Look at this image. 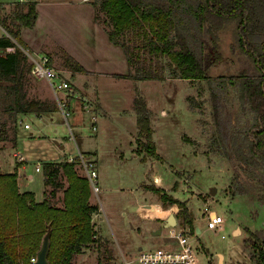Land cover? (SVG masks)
I'll use <instances>...</instances> for the list:
<instances>
[{
  "label": "rangeland",
  "instance_id": "374dc122",
  "mask_svg": "<svg viewBox=\"0 0 264 264\" xmlns=\"http://www.w3.org/2000/svg\"><path fill=\"white\" fill-rule=\"evenodd\" d=\"M1 1L6 2V0ZM91 1L86 2L92 4ZM5 8L2 14H8L13 9L11 4H6ZM80 8L81 14L72 6L59 5L53 13L46 3H41L37 28L25 34L29 37L51 38L64 42L86 61V66L89 68L92 67V61H96L94 56L99 55L104 58V61H98L97 66L108 70H120L122 61L118 51L108 48L98 34H94L97 35V42L93 43V46L90 41L86 44L80 41V36H89L93 33L92 9L88 5ZM95 21L104 26L105 30L107 26H110L100 11ZM219 37L224 60L216 66L209 67L208 72L212 78H216L219 74H235L246 67L247 63L246 57L240 54L236 47L233 48L235 36H233L232 24L221 29ZM90 39L93 40V38ZM126 39L130 41V44L135 42L130 34ZM58 42L55 43L53 51H49L48 56L56 68L70 70L72 61L66 58L70 55ZM23 43L26 46L24 48L32 52L26 42ZM17 44L23 48L19 43ZM3 51L6 53L5 50ZM135 53L136 49H134ZM163 61L165 64L166 58L162 60V63ZM79 76L81 79H88L98 89L103 113L98 110L97 96L83 93L70 78L82 97L72 100L74 107L67 119L57 107V112H45L41 116L34 113L23 114L15 124L9 114L3 111L6 95L1 87L6 83L0 80V123H5L4 129L7 130L6 134L0 135V154L2 160L14 164L15 150L24 155L25 166L18 174L22 187L30 188L38 198H42L44 190L42 163L45 160L63 159L69 153L77 155L79 149L85 157L90 153L96 155L94 159L100 169L97 167L99 174L97 180H100L99 184L102 187H109L98 191L97 195L90 189V195L92 194L93 201L100 206L101 231L113 241L118 258L109 240L99 232V226L94 223L93 228L96 233L94 241L83 247L82 252L73 256L72 264L118 263L123 258L122 254L133 260L131 264H142L135 260L140 251L136 248L137 243H133L134 235H127L128 232H132V229L128 224L126 213H134V206L140 198L151 195L153 192L159 196L152 188L149 189L150 192L148 190L144 192L146 190L142 186L143 183H151L152 171H156L165 179L174 196L186 198L190 196L189 194L193 195L190 203L198 217L201 232L197 233L189 226L179 225L178 227L188 231L196 250L197 264H209V257L213 258L212 261L215 264H219V253L223 254L222 264H257L258 251L253 246L255 239L253 233L257 231L264 233V167L251 168L248 171L239 168V175L236 178L233 173L234 167H237L236 162L214 151L213 147L216 143L213 142V136L216 135L217 127L214 124L207 81L177 78L167 69L161 78L127 79L117 75L92 77L82 75V77L81 74ZM22 92L29 99L46 100L56 105L58 103L49 83L45 79L33 77L30 71L24 73ZM199 92L201 96L198 95ZM136 95H141L145 99L147 108L150 109L153 140L165 153L162 154L165 161L161 158L153 166L146 165L141 157L131 158V144L139 155H143L144 158L149 156L141 144L144 137L136 127L137 113L132 107L133 98ZM189 95L204 100L201 108L190 107L187 100ZM85 103H88L87 107H84ZM220 107L223 113L221 124L225 131L230 133L234 129L246 126L249 115L241 111L234 89H230L227 98L220 102ZM163 109H165L164 114ZM92 116L96 117L95 130L91 128ZM27 122L30 127L25 129L24 124ZM13 127L17 133L15 145L10 139L14 135ZM184 132L193 143L181 140ZM168 162L188 170L184 175L189 179L184 181L189 188L186 192H183L181 185L177 188L179 182L175 183L174 174L166 164ZM36 163L41 164L39 171L36 169ZM75 163L74 169L77 174L85 177L83 165ZM61 180L64 183L63 188L51 197L56 206L63 205L62 193L69 185L64 173ZM238 186H241L242 193L238 194L241 191ZM155 188L166 192L163 187ZM213 188L214 192H212ZM208 210L225 217L219 228L210 229L206 226ZM98 211L99 208L95 213ZM165 211L152 203L145 208L144 213L152 216L163 214ZM193 225L195 228V222ZM237 225L239 227L234 232L233 228ZM162 231V237L169 233L166 228ZM151 238L157 243L160 236L153 235ZM169 238L167 246L158 243L153 244L150 249L167 248L170 244H175L174 238ZM123 241L128 242V245ZM142 250L147 251L149 248L144 246Z\"/></svg>",
  "mask_w": 264,
  "mask_h": 264
},
{
  "label": "trees",
  "instance_id": "16d2710c",
  "mask_svg": "<svg viewBox=\"0 0 264 264\" xmlns=\"http://www.w3.org/2000/svg\"><path fill=\"white\" fill-rule=\"evenodd\" d=\"M91 3L95 6V18L100 11L109 22L108 38L122 48L130 67L129 77L161 78L167 69L177 78L205 79L217 127L214 151L236 162L233 171L236 178L239 168L248 171L264 167V0H92ZM6 4L13 9L2 14ZM6 4L0 3V26L6 32L0 36V47L14 49L0 54V80L6 83L1 87L6 95L3 111L15 124L19 113L58 108L46 100L29 99L22 92L24 73L30 71L31 63L17 43L26 47L20 40V31L24 26H33L37 18L35 2ZM229 24L233 25L235 36L233 48L246 57V67L235 74L212 78L209 67L224 60L219 32ZM129 34L135 39L133 44L126 39ZM66 58L72 61V69L84 70L74 58ZM230 89L236 91L241 111L249 119L246 126L228 133L221 124L220 102L227 98ZM187 100L192 108H201L204 102L193 95L187 96ZM132 107L137 113L138 130L144 137L141 144L145 153L160 159L145 99L136 95ZM4 127L5 123H0L2 136L7 133ZM14 128L10 138L13 145L17 139ZM183 140L193 143L185 134ZM75 162L43 163L46 191L42 202L36 201L31 191H19L17 171L0 173V264H33L31 258L37 256L48 225L51 226L49 264H72L73 256L94 241L92 214L98 207L89 202V182L77 174ZM63 173L69 185L63 191V205L56 206L51 197L63 188ZM152 187L164 207L178 205L176 215L180 225L194 230V214L185 201ZM253 234V246L258 251L256 263L264 264V233Z\"/></svg>",
  "mask_w": 264,
  "mask_h": 264
},
{
  "label": "crops",
  "instance_id": "0c3cea01",
  "mask_svg": "<svg viewBox=\"0 0 264 264\" xmlns=\"http://www.w3.org/2000/svg\"><path fill=\"white\" fill-rule=\"evenodd\" d=\"M23 1H33V2H35V7L37 8V18H36L33 26H24V27H22V29L20 31V40L23 41V42H26L28 48L31 49V51H33L35 53L44 52V53L48 54L49 51H51V52L53 51V49H54L53 47L56 45L55 43L58 42V41H55L54 39H51V38H42L41 39V38L29 37V36H26V34H25V32H28V31L33 32V30L35 28H37L38 19H39V8H40V4L41 3H46L47 7H49L53 11V13L57 10L59 5L72 6L79 12V14H81V8L80 7L83 6V5H88L92 9L91 19L93 21L92 22L93 23L92 24L93 33L91 35H89V36H80V41H82L83 44H86V42L88 43V41H90L92 44L91 43H89V44H91V46H93V43L97 42V40H96L97 35L95 36L94 34H98V36H100V38L102 40H104V42H105V44H106V46L108 48L116 49L118 51V56L120 57V59L122 61L121 69L120 70H116V69L108 70V69H105V68L103 69V68L97 66L96 63L98 61L99 62L104 61V58L99 56V55H95L94 56L96 61H92V67L89 68V67L86 66V61L83 58H81L79 56V54L77 55L76 52L73 51L71 48H69L64 42H60L59 41L58 43L61 45V47L65 48V50L68 52V54L72 58H74L76 61H78L82 65V67L84 68L83 71H80V70L76 71L74 69H70V70L66 69V71H65L66 75L69 76V78L73 79V82L76 84V87L78 89H80L83 93H87L88 95H91V96H94V95L97 96V101H98V104H99L98 105V110L101 111V113H103L104 110H103V107H102L101 102L99 100V97H100L99 94L100 93L98 92V89L96 87H94V85L92 83H90V81L88 79H86V78H84V79L82 78L81 79L79 74H81V76L82 75H84V76L90 75L91 77L92 76H97V75H104V76H113V75L115 76V75H117L118 77H124V78H127V79H130V78L136 79V78L131 77V76L129 77L128 74H127L128 73V69H129V65H128L127 58L125 57L122 48L119 45L111 42V40H109V38H108V34H107V31L105 30L104 26L100 25V23L95 21L96 20V18H95V14H96L95 6L90 4V3H88V2H86L87 0H11V1L6 0V2L0 0V3L6 4V3L23 2ZM5 34H6V32L0 26V36H3ZM90 38H93V40L90 39ZM164 110L165 109L162 110L163 114H164ZM45 112L54 113V112H57V110H55V111H44L42 113H36V112H26V113H34V114H36L38 116H41ZM26 113H19L18 116H17V119H19V117H21L23 114H26ZM75 113H76V111L74 112V114ZM136 119H137V117H136ZM95 122H96V119H95ZM29 127H30V124H29V126L27 128H29ZM136 127H137V124H136ZM27 128H25V129H27ZM137 129H136V132H137ZM184 134H185V132H184ZM184 134H182V136H181V140L182 141H183ZM152 137H153V135H152ZM75 143L77 145V140H75ZM154 144H156V143L154 142ZM131 146H132V149H131V151H132L131 158L132 159H133V157L136 158V159H138V157H141V160H143L145 162V164L149 165V166L150 165L151 166L155 165L157 160H159V159H157V158H155V157H153L151 155L148 156V158H144L143 155L142 156L139 155L134 150L135 147H133V144H131ZM79 151H81V150L79 149ZM156 151L159 154L160 159L162 158L164 160V157L162 156V154H165V153L160 150V147H158V144H156ZM14 152H19V151L15 150ZM14 152H13V157H14ZM75 155L76 154L69 153V155L66 156L63 159H60V160H45V161L61 162L64 159H69L70 157H73ZM89 155L92 156L93 159L96 157V155L92 154V153H90ZM94 160H95V163H97L96 159H94ZM15 161L16 162L14 164L12 162L9 163L7 160H2L1 154H0V170H1L0 173H10L12 171H17L16 183H18L19 191L20 192H28V191L33 192L32 190H30V188L22 187L21 182L19 181L18 174L24 168V166H25L24 164L26 162V159L24 161H22V163H19L16 160V158H15ZM168 163H166V164L169 165L170 171L173 172V174H174L173 178H175V183L179 182L177 188L180 187V185H181V187L183 188V192H186L189 188L186 186L184 181H187L189 179H187V177L185 178L184 175L187 174L188 170L183 169L182 167H176V166L172 165L171 163H169V164ZM36 164L38 165L39 163H36ZM40 166H41V164H40ZM97 167L99 169L98 163H97ZM42 172H43V168H42ZM98 177H99V174H98ZM155 179H159L158 183H155V181H154ZM42 181L44 182V173L42 175ZM99 185H100V190H102L103 188H105V189L109 188V187H106V186L102 187L101 184H99ZM142 186H144L143 188H144V190H146L144 192H147V190L150 192L149 189H151V188L153 190L152 186L163 187L168 194L174 196L173 193H171L172 189H171L170 185H167L165 179L160 174H158L156 171H152V181H151V183H143ZM172 188H174V187L172 186ZM45 191H46V186H45V182H44V190H43L42 198H38L36 193L33 192L34 199L36 201H38V202H42L44 200V198H45ZM62 195H63V193H62ZM189 195L190 196H188L186 198H180V197H177V196H174V197L178 198L181 201H185L186 202V205H187L188 209H190V211H192V213L194 214V222L196 224L194 230L197 232L196 228L198 227L200 231L197 232V233H200L201 232V228H200V225L198 224V217H197L196 213L193 211V208H192L191 203H190V198L193 197V195H191V194H189ZM147 196H145L143 198H140L139 201H136V204L134 206V210H135L134 213H132V212H127L126 213L127 214V220L129 221L128 224L131 225V229H132V232H128L127 235H129V236L130 235H134V237H133L134 242L133 243L134 244L137 243L136 244V248L139 251L142 250V248L144 246L149 248V250H152L150 248L153 247V244H158L159 243V244L164 245V246L168 245V241L170 239L169 238V235H170V231L169 230H170L171 227L170 226L166 227L165 224H166V221L169 218V215L171 213H174L175 219H176V224L174 225V227H178L180 225L179 224V218L176 215L177 214L176 212L178 211V205L176 203L169 204L168 207H164L162 205V202H161L159 196H157V194H155L154 192L151 193V195H147ZM89 198H90L89 199L90 203L94 204V205H97L98 208H99L98 213H93L92 214V222H93V224L96 223L97 224L96 226H99V232L105 238H107L109 240L110 245L112 247V250H114L115 255L117 257L116 250L114 249L113 241L111 240V238L109 236L105 235L101 231V229H102V224H101L102 218H101V215H100V206L98 205V203L93 201L92 194L89 196ZM152 203L157 204L162 209V211H165V210L166 211L163 212V214H154L152 216L145 215V213H144L145 212V208L147 206H150ZM59 205H61V204H59ZM173 205L175 206V208L173 207ZM201 216H202V214H201ZM238 227L239 226L237 225V226H235L233 228L234 232L237 231L236 228H238ZM163 228H166L169 233L165 234V236L162 237V234H163L162 229ZM157 229H160L161 232L160 233H155L156 232L155 230H157ZM147 233H149V234H147ZM150 233H152V234H150ZM153 235L160 236V239L157 240L158 241L157 243H155V241H156L155 239L151 238ZM117 242H118V245L120 246L119 241H117ZM124 242L125 241H123V243ZM125 244L128 245V242H125ZM170 245H172V244H170ZM168 247H170V246H168ZM155 248H157V247H155ZM122 256L127 258L125 254H122ZM219 257H220V259H219L218 263L222 264L223 263V254L219 253ZM129 260H131V259H129ZM212 260H213V258L209 257V259H208L209 263L215 264Z\"/></svg>",
  "mask_w": 264,
  "mask_h": 264
},
{
  "label": "built area",
  "instance_id": "2783aa9c",
  "mask_svg": "<svg viewBox=\"0 0 264 264\" xmlns=\"http://www.w3.org/2000/svg\"><path fill=\"white\" fill-rule=\"evenodd\" d=\"M13 49V47H7L6 49L0 47V54L4 52L3 50L7 52ZM21 50L27 56V59L30 60L31 75L38 79H45L49 83L53 94L56 95L58 102L57 107L63 112L67 119L72 112V107H74V105H72V100H77L78 98L80 99L82 95L75 89L71 79L66 75L65 70L61 68L58 69L53 65L48 54L44 52H30L25 48H21ZM87 106L88 103H85L84 107ZM95 119V116L91 117V128L94 130L96 129ZM28 126V122L24 124V128H27ZM14 157L19 162L25 160L24 155L20 152H14ZM69 160L76 161L77 163H81L83 165L85 177L89 182L90 189L93 193L97 194L100 190V185L99 180H97V163H95L93 157L90 155L85 157L83 153L79 151L75 157H70ZM36 169H41L40 164L36 166ZM158 180L159 179H155V183H158ZM205 209H207V207H205ZM208 212L206 226L210 229L219 228L225 219L224 216L211 210H208ZM170 227L169 237L174 238L175 244H172L167 248L157 247L153 248V250H140L135 260L142 264H197L196 250L193 247L188 231L182 227ZM35 260L36 257L33 256L31 261ZM132 261L133 260L123 257L118 261V263L111 264H131Z\"/></svg>",
  "mask_w": 264,
  "mask_h": 264
},
{
  "label": "water",
  "instance_id": "95a60500",
  "mask_svg": "<svg viewBox=\"0 0 264 264\" xmlns=\"http://www.w3.org/2000/svg\"><path fill=\"white\" fill-rule=\"evenodd\" d=\"M214 188L212 189V192H214ZM176 224V219H175V215L174 213H171L169 215V218L166 221V227L169 226H174ZM197 232H199V228H196ZM155 233H160V229L155 230ZM51 232V226L48 225L47 227V231L42 239L40 248L37 251V256H36V260L33 261V264H49L48 260H47V256H48V249H49V243H50V234Z\"/></svg>",
  "mask_w": 264,
  "mask_h": 264
}]
</instances>
